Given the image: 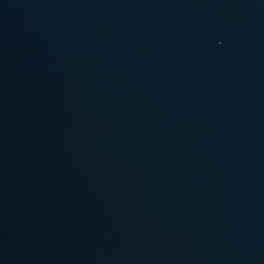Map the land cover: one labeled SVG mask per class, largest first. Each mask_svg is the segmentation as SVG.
<instances>
[{"label": "water", "instance_id": "1", "mask_svg": "<svg viewBox=\"0 0 264 264\" xmlns=\"http://www.w3.org/2000/svg\"><path fill=\"white\" fill-rule=\"evenodd\" d=\"M0 264H264V0H0Z\"/></svg>", "mask_w": 264, "mask_h": 264}]
</instances>
